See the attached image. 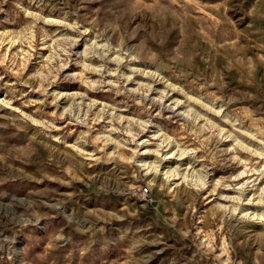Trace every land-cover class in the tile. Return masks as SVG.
<instances>
[{"label": "rangeland", "instance_id": "obj_1", "mask_svg": "<svg viewBox=\"0 0 264 264\" xmlns=\"http://www.w3.org/2000/svg\"><path fill=\"white\" fill-rule=\"evenodd\" d=\"M0 264H264V0H0Z\"/></svg>", "mask_w": 264, "mask_h": 264}, {"label": "built area", "instance_id": "obj_2", "mask_svg": "<svg viewBox=\"0 0 264 264\" xmlns=\"http://www.w3.org/2000/svg\"><path fill=\"white\" fill-rule=\"evenodd\" d=\"M141 191V194L144 195V196H149L148 195V192H147V189H140Z\"/></svg>", "mask_w": 264, "mask_h": 264}, {"label": "bare ground", "instance_id": "obj_3", "mask_svg": "<svg viewBox=\"0 0 264 264\" xmlns=\"http://www.w3.org/2000/svg\"><path fill=\"white\" fill-rule=\"evenodd\" d=\"M253 215H254V216H257V215H255V214H253ZM258 217H260V218H261L262 216H261V215H258Z\"/></svg>", "mask_w": 264, "mask_h": 264}]
</instances>
